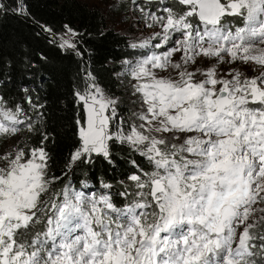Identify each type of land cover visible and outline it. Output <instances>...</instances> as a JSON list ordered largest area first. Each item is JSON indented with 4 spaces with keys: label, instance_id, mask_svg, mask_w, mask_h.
Listing matches in <instances>:
<instances>
[{
    "label": "snow or ice",
    "instance_id": "obj_1",
    "mask_svg": "<svg viewBox=\"0 0 264 264\" xmlns=\"http://www.w3.org/2000/svg\"><path fill=\"white\" fill-rule=\"evenodd\" d=\"M177 2L180 11L165 7L166 15L146 14L148 26L161 29L154 47L173 46L125 62L143 101L139 125L126 132L122 122L111 131L115 101L95 84L76 93L85 119L76 121L80 147L72 163L93 153L108 159L110 141L127 143L154 166L128 177L136 199L120 208L108 194L88 196L65 186L45 201L52 183L45 148L0 154V264H258L254 257L264 259V234L254 231L264 215L249 222L256 211L264 213L254 207L264 201V72L242 78L230 71L225 79L217 77L215 66L188 69L201 56L264 67V47L257 46L264 45V0ZM225 17H240L244 26L226 27ZM148 46L150 40L132 45ZM61 47L74 45L64 40ZM176 53L179 61L172 59ZM169 68L178 78L157 76L156 70ZM197 73L204 78L197 80ZM20 114L19 107L15 112L0 107V136L20 131ZM166 133L194 135L170 144L179 137ZM41 216L44 230L31 234Z\"/></svg>",
    "mask_w": 264,
    "mask_h": 264
},
{
    "label": "trees",
    "instance_id": "obj_2",
    "mask_svg": "<svg viewBox=\"0 0 264 264\" xmlns=\"http://www.w3.org/2000/svg\"><path fill=\"white\" fill-rule=\"evenodd\" d=\"M139 4L158 16L166 15L157 9L160 6L177 11L183 7L177 0ZM223 22L233 30L244 26L240 17H229ZM66 32L74 33V47H61V36ZM138 54L127 33L115 27L102 8L86 1L0 0V107L13 112L19 107L18 118L24 122L17 125L20 131L16 135L0 136V154L6 150V141L10 147L23 148L25 152L33 147L45 148L49 156L47 176L52 180L45 201L56 198L65 186H70L77 191L108 194L122 208L135 197L130 193L133 182L128 177L154 170L139 151L116 140L109 142L108 159L93 153L75 163L71 161L80 147L76 121L83 123L85 119L84 105L78 102L76 93H85L88 80L115 100L124 130L130 129L136 103L124 69L125 61ZM228 59L225 56V62L214 63L215 58L201 56L188 69L203 70L213 65L217 77L225 79L231 78L230 71H239L242 78L260 75L255 71L261 68L259 65L239 60L228 63ZM203 78L197 73V80ZM171 143L176 142L170 140ZM104 184L110 187L105 188ZM45 223L41 216V223L33 225L30 233L44 230ZM254 231L264 234V222ZM255 243L259 245L261 241ZM254 259L264 264V259Z\"/></svg>",
    "mask_w": 264,
    "mask_h": 264
},
{
    "label": "rangeland",
    "instance_id": "obj_3",
    "mask_svg": "<svg viewBox=\"0 0 264 264\" xmlns=\"http://www.w3.org/2000/svg\"><path fill=\"white\" fill-rule=\"evenodd\" d=\"M86 1L87 3L100 7L103 9L105 15L107 16V18L109 19V21L115 25V27L119 28V29H123L125 33H127V35L130 38V42H131V46L133 44H140L146 40H150V46L145 47V48H140V47H136L137 51L139 52L138 55H136L134 58H130L127 59L126 61H130L132 63H135V61H137L138 59H140L142 56H146L149 55L153 52L156 53H160L165 51V49L167 47H169L167 45H165L162 48H155L154 45L158 44L161 42L159 37H155L154 38V34L161 32V29L158 25H153L151 27H149L148 25L151 24V20L148 19L146 14H153L152 10H149L147 8H142L140 7V4H134L131 2V0H83ZM170 0H162L160 1L162 4L164 3H168ZM122 6H125L126 9L125 11L120 10V8ZM160 11H163L164 7L160 6L157 8ZM163 15V14H161ZM227 18L229 17H225L224 21L227 20ZM226 25V22H223ZM73 38L74 35L72 33H64L61 36V41L64 42V40H68L69 42H73ZM258 47H264V45H257ZM180 53H176L173 56V61H179L180 57H179ZM125 61V62H126ZM216 60H214L215 63ZM216 65V64H215ZM213 66V65H212ZM212 66H207V68L212 67ZM126 63H125V74H126V80H128V83L131 85V94L132 97L135 99V112H134V121L131 122V125L133 123L139 125L141 123V121L139 119H137V113H139L140 111L143 110L144 106H143V101L140 97V94L137 93L135 91L134 85L137 83L136 80H134L130 74L129 71L126 70ZM216 67V66H215ZM261 68H259V70H255L257 73L261 74L262 72H264V67L260 66ZM156 74L157 76L160 77H171L172 79H176L177 77V72L176 70L169 68L166 71H161V70H156ZM88 85V84H87ZM87 91V90H86ZM113 100V99H112ZM115 101V100H114ZM115 106H116V102H115ZM116 111V108H115ZM110 114V113H108ZM117 115V113H116ZM117 117V116H116ZM123 121V120H122ZM130 125V126H131ZM111 131H113V125L111 123ZM166 137L171 138L173 135L179 137V139H170L171 142L175 141L176 143H182L183 139L187 136V135H194V133H166L163 134ZM4 137V136H3ZM10 142L6 141V144H4V149H6L4 152H2L1 154H5V153H9V152H14V147H10ZM1 152V151H0ZM4 162L0 161V166H3ZM128 184V183H127ZM130 193L132 195L135 196V193L137 191L135 184L133 183L130 186ZM75 190V189H73ZM77 191V190H76ZM82 192V191H81ZM85 193V195L91 196V195H96L99 196L102 193H98V194H94L93 192L89 193V192H83ZM49 195V191L47 194H45L42 199H44V197ZM262 195H264V193H262ZM136 199V196L133 198V200ZM132 200V201H133ZM131 201V202H132ZM254 207L256 209H264V201H261L257 204L254 205ZM264 215V213L260 212V211H256L255 214L250 218L249 222L252 221H258L259 218ZM243 228L241 227L240 229H238V231H242Z\"/></svg>",
    "mask_w": 264,
    "mask_h": 264
},
{
    "label": "built area",
    "instance_id": "obj_4",
    "mask_svg": "<svg viewBox=\"0 0 264 264\" xmlns=\"http://www.w3.org/2000/svg\"><path fill=\"white\" fill-rule=\"evenodd\" d=\"M75 38V37H74ZM74 38H73V42H71L74 46H75V42H74ZM87 76V75H86ZM87 77H90V75L88 74ZM88 85H86V90H88L89 85H92L93 83L91 81L88 80ZM117 116V117H116ZM114 120L112 121V125H113V132H115L117 130L118 127L121 126L122 124V118L120 115H116ZM118 142V141H117Z\"/></svg>",
    "mask_w": 264,
    "mask_h": 264
},
{
    "label": "water",
    "instance_id": "obj_5",
    "mask_svg": "<svg viewBox=\"0 0 264 264\" xmlns=\"http://www.w3.org/2000/svg\"><path fill=\"white\" fill-rule=\"evenodd\" d=\"M149 1H162V0H131V2L134 4H138L140 2H149Z\"/></svg>",
    "mask_w": 264,
    "mask_h": 264
}]
</instances>
